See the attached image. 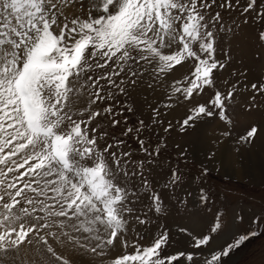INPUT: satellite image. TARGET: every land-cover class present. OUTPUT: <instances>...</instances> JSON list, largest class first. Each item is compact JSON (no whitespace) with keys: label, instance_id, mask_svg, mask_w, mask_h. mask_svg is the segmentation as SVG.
Masks as SVG:
<instances>
[{"label":"snow or ice","instance_id":"snow-or-ice-1","mask_svg":"<svg viewBox=\"0 0 264 264\" xmlns=\"http://www.w3.org/2000/svg\"><path fill=\"white\" fill-rule=\"evenodd\" d=\"M245 28L264 61V0H0V264H226L264 235V205L159 176L173 132L264 141Z\"/></svg>","mask_w":264,"mask_h":264},{"label":"rangeland","instance_id":"rangeland-1","mask_svg":"<svg viewBox=\"0 0 264 264\" xmlns=\"http://www.w3.org/2000/svg\"><path fill=\"white\" fill-rule=\"evenodd\" d=\"M232 45L236 57L243 60L250 75H264V61L257 60L254 56L261 46L254 39L253 29L245 28L239 32L232 38ZM181 114L182 112L177 113ZM218 130L217 123L209 122L187 135L173 132L167 138V149L159 158L162 164L160 178L165 177L172 166L179 164L193 188L202 183L212 191L216 207L226 208L229 214L237 208L259 209L264 205V141L258 142L250 151L236 153L228 143L218 145L214 142ZM176 144H180L181 149H187V163L177 159L181 149L176 148ZM211 152H215V156L209 159ZM258 162L260 163L255 165ZM261 165L262 169L259 167ZM201 166L209 169L208 175L201 182L193 183L201 174ZM247 230L240 228L237 234ZM226 264H264V235L243 243L231 254Z\"/></svg>","mask_w":264,"mask_h":264},{"label":"bare ground","instance_id":"bare-ground-1","mask_svg":"<svg viewBox=\"0 0 264 264\" xmlns=\"http://www.w3.org/2000/svg\"><path fill=\"white\" fill-rule=\"evenodd\" d=\"M253 159H254V158H253ZM256 159H257V158H256ZM256 159H255V160H256ZM253 161H254V160H253ZM259 163H260V162H258V163H255V165H256V164H259ZM255 167H257V166H255ZM259 167L261 168V167H262V165H261V166H259ZM256 169H257V168H256ZM261 169H262V168H261ZM258 172H259V171H258ZM257 174H258V173H257ZM259 174H260V173H259Z\"/></svg>","mask_w":264,"mask_h":264}]
</instances>
